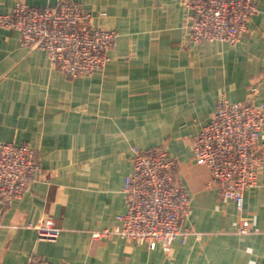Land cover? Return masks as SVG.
<instances>
[{
    "label": "crops",
    "instance_id": "0c3cea01",
    "mask_svg": "<svg viewBox=\"0 0 264 264\" xmlns=\"http://www.w3.org/2000/svg\"><path fill=\"white\" fill-rule=\"evenodd\" d=\"M61 1L0 0V15ZM66 1L116 32L106 65L91 74L64 75L43 49L0 26V141L28 144L43 169L22 196L0 203V264H24L29 254L66 264H264V127L257 181L240 210L193 157L221 96L243 102L254 85L255 102L264 101V0H254L235 45L191 42L186 0ZM157 146L175 158L190 194L182 228L191 232L168 251L93 237L125 211L131 149ZM242 218L248 233L238 232ZM44 219L60 229L56 239L37 238L32 225Z\"/></svg>",
    "mask_w": 264,
    "mask_h": 264
},
{
    "label": "built area",
    "instance_id": "2783aa9c",
    "mask_svg": "<svg viewBox=\"0 0 264 264\" xmlns=\"http://www.w3.org/2000/svg\"><path fill=\"white\" fill-rule=\"evenodd\" d=\"M190 10L188 37L191 42L221 41L237 44L256 11L254 0H186ZM91 14L77 2L62 0L54 7L17 4L0 15V26L20 33L24 43L43 49L51 64L64 75L75 78L102 69L115 38L114 30L95 27ZM256 86L249 87L243 102L221 96L210 120L202 126L193 145L195 161L210 174V184L230 198L238 210L245 191L257 181L263 148L264 101L255 102ZM131 170L123 186L125 211L117 215L112 229L93 237L115 234L150 250L158 246L168 251L172 242L191 232L182 228L190 212L191 197L176 177V160L162 146L133 147ZM43 169L28 144L0 141V203L9 204L22 196ZM31 225V224H30ZM37 238L54 240L60 229L51 219L33 224ZM250 221L242 218L238 232L248 233ZM24 264L53 263L29 254Z\"/></svg>",
    "mask_w": 264,
    "mask_h": 264
}]
</instances>
